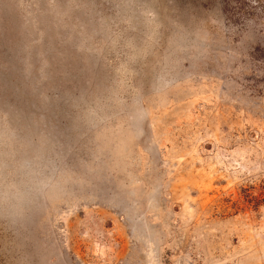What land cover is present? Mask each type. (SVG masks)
I'll use <instances>...</instances> for the list:
<instances>
[{"label":"rangeland","instance_id":"374dc122","mask_svg":"<svg viewBox=\"0 0 264 264\" xmlns=\"http://www.w3.org/2000/svg\"><path fill=\"white\" fill-rule=\"evenodd\" d=\"M0 264H264V0H0Z\"/></svg>","mask_w":264,"mask_h":264}]
</instances>
